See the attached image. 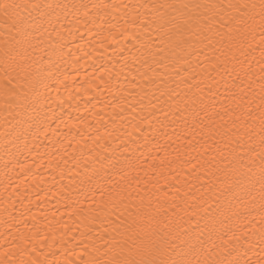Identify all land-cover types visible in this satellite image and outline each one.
Returning a JSON list of instances; mask_svg holds the SVG:
<instances>
[{
	"label": "bare ground",
	"instance_id": "bare-ground-1",
	"mask_svg": "<svg viewBox=\"0 0 264 264\" xmlns=\"http://www.w3.org/2000/svg\"><path fill=\"white\" fill-rule=\"evenodd\" d=\"M16 2L51 7L29 9L26 43L0 26V264L103 260L125 206L119 231L147 241L157 213L201 194L215 223L194 241L193 260L210 249L221 264H264L260 160L250 151L260 137L248 134L259 120L246 106L255 96L259 116L260 18L248 22L247 60L234 72L221 45L205 48L183 24L195 9L161 7L261 0ZM178 29L190 41L180 49L167 43ZM241 80L246 96L234 87Z\"/></svg>",
	"mask_w": 264,
	"mask_h": 264
},
{
	"label": "snow or ice",
	"instance_id": "snow-or-ice-1",
	"mask_svg": "<svg viewBox=\"0 0 264 264\" xmlns=\"http://www.w3.org/2000/svg\"><path fill=\"white\" fill-rule=\"evenodd\" d=\"M42 7L50 8L51 5L18 3L16 0H0V14H2L0 26L8 29L9 33L15 32L16 36L13 39H16V37L22 38L16 39V43H26L31 37L30 29L33 26L30 21L31 12L29 9L39 10ZM161 7L195 9L196 16L194 18L189 16L183 19V24L190 29V35L197 37L196 42L202 44L205 48L211 47L213 41L221 45L223 48L222 54L226 58H230L233 62L232 71L234 72L237 70V67L244 70L245 61L247 60L246 33L251 27L248 22L252 21L255 24L256 17L259 16L260 27L264 31V0H261L259 5L231 3L219 5L209 3L196 5L182 4L178 6L168 4L162 5ZM257 8H259L258 12L256 11ZM200 9H203V11H200ZM226 10H233L239 13V15H230V19L225 20L224 13ZM25 12H28L27 16L24 15ZM163 16L164 13H161V18ZM193 20L194 23H190ZM221 29H226V31H221ZM178 35L181 36V39L177 42H173L171 37L169 38L167 43L170 47L180 49L182 45L190 43L189 40L183 38L182 29H178ZM5 44H8L7 40H5ZM261 44H264V36L261 37ZM261 56L264 58V48L261 49ZM241 57L244 59H241ZM219 59V57H216V60ZM178 60L184 62L183 57H178ZM14 63L15 57L11 56L6 49L4 59L6 80L10 75L9 70H14ZM220 63L224 64L225 62L220 61ZM212 66L213 68L215 67L214 62ZM224 71H228L226 65ZM261 71L264 72V67L261 68ZM9 83H11L10 80ZM234 87L245 96L247 95L245 88L251 90V85H246L243 80H241L240 84L234 85ZM259 89V103L255 105L259 116L254 117L251 112V105L256 101L255 96L246 101V106L248 107V116L253 120H259V131L257 132L255 128H249L248 134L250 138L252 133L260 137V150L256 151L253 148L250 151L253 153L252 161L256 158L260 160V176L256 183L260 185L261 197L264 199V76L260 78ZM236 96V93L232 94L234 100H236ZM236 106L241 107L239 100L236 101ZM237 118L239 119V117ZM145 176H147V173H145ZM149 179L151 178L149 177ZM140 182L141 179L137 178L136 183L139 184ZM144 183H148V180H145ZM128 195L131 196V193ZM188 196L189 193H185V197ZM191 201L189 202L188 199H185L183 206L172 203L170 205V214L167 208L164 209L163 213H157V216L160 218L153 217V219L158 227L153 230V233L148 237L147 241L134 229L128 228L124 232L119 231L120 226L124 223L120 217L123 216L125 211H128V207L125 206L120 211V215L117 216L120 224H117L113 228V232H116L117 235L112 238V244L109 245L108 252L104 254L106 258L103 260H88L82 258L81 264H221L212 255L210 249L200 250L199 255H203L204 259L193 260L192 258V254L197 252V246L194 241H200V237L204 234L205 229L208 228L209 223L214 224L215 221L212 219L209 209L202 207L207 203L203 194L198 198L195 196L191 197ZM201 211L208 214L207 219L200 215ZM137 215H139V209H137ZM129 216H132L131 212H129ZM201 219H205L203 227L200 225ZM194 220L195 224L193 223Z\"/></svg>",
	"mask_w": 264,
	"mask_h": 264
}]
</instances>
